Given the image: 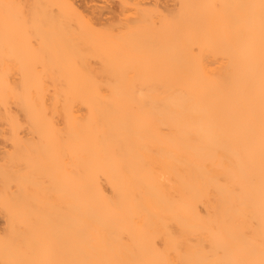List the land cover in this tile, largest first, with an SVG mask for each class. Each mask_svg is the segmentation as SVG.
<instances>
[{
	"label": "bare ground",
	"instance_id": "obj_1",
	"mask_svg": "<svg viewBox=\"0 0 264 264\" xmlns=\"http://www.w3.org/2000/svg\"><path fill=\"white\" fill-rule=\"evenodd\" d=\"M84 2L0 0V264H264V0Z\"/></svg>",
	"mask_w": 264,
	"mask_h": 264
},
{
	"label": "rangeland",
	"instance_id": "obj_2",
	"mask_svg": "<svg viewBox=\"0 0 264 264\" xmlns=\"http://www.w3.org/2000/svg\"><path fill=\"white\" fill-rule=\"evenodd\" d=\"M87 1V2H86ZM95 1V2H94ZM101 1V2H100ZM143 2H149V0H142ZM89 2H91V3H89ZM104 2H105V4L106 5H104ZM171 1H169V2H167V4L168 5H170V4H172V2L170 3ZM79 3V2H78ZM84 3H86V5H92V4H94L95 3V5H103L104 7H102V8H104V9H102L101 11H102V13H103V15L101 16V21L103 20H108V17H109V19H115L116 18V16L118 15V13H119V9H118V4H117V0H103V2H102V0H85V2ZM98 3V4H97ZM80 4V3H79ZM83 4V3H82ZM118 12V13H117ZM106 13V14H105ZM114 16V17H113ZM103 18V19H102ZM1 140V139H0ZM1 142V141H0ZM0 146H2V144H0Z\"/></svg>",
	"mask_w": 264,
	"mask_h": 264
}]
</instances>
